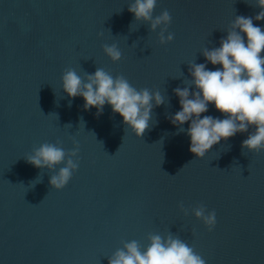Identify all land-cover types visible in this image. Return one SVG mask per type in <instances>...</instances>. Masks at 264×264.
Segmentation results:
<instances>
[{
  "label": "water",
  "instance_id": "water-1",
  "mask_svg": "<svg viewBox=\"0 0 264 264\" xmlns=\"http://www.w3.org/2000/svg\"><path fill=\"white\" fill-rule=\"evenodd\" d=\"M133 2L0 0V264H109L124 242L146 250L150 234L180 238L206 264H264V151L242 148L255 129L198 158L190 122L179 132L170 120L190 64L222 69L203 51L220 47L236 16L264 29L261 9L256 0H157L154 17L169 11L165 36L174 34L161 44L160 29L128 11ZM105 44L118 46L119 62ZM69 68L84 79L97 68L123 75L165 104L139 138L110 105L97 116L69 97ZM204 115L225 118L214 104ZM43 143L79 144L78 170L61 190L50 178L63 164L52 172L26 160ZM200 205L216 213L211 231L194 214Z\"/></svg>",
  "mask_w": 264,
  "mask_h": 264
},
{
  "label": "clouds",
  "instance_id": "clouds-1",
  "mask_svg": "<svg viewBox=\"0 0 264 264\" xmlns=\"http://www.w3.org/2000/svg\"><path fill=\"white\" fill-rule=\"evenodd\" d=\"M157 0H134L128 11L136 21L150 24L155 32L158 28L159 41L167 44L174 39L168 32L172 22L169 11L164 10L154 17ZM261 11L254 17L264 21V0H256ZM102 36L103 33H100ZM245 35L247 37L245 41ZM104 52L115 63L122 59V52L116 44L104 45ZM264 29L254 25L252 17L236 16L226 38L220 41V47L205 48L203 55L208 63L222 65L216 70H209L206 63H192L189 72L192 80L188 87L174 89L179 98L181 110L170 117L171 123L179 132H184V124L190 122L187 134L191 138L190 151L198 158L237 133L255 130L242 142V148L253 152L264 151ZM63 90L69 97H83L85 110L97 109V116L103 113L105 105H110L114 113L123 117L135 135L142 138L150 128L154 107L165 104L159 91L148 88L136 89L123 76H113L103 68H97L94 74L82 78L74 69H66L63 77ZM192 85L195 91H190ZM154 102V103H153ZM214 104L225 118H214L207 113L209 105ZM79 144L73 150L65 152L57 144L43 143L28 155V163L39 169L58 172L50 178L52 188L63 189L78 170ZM195 216L202 220L209 231L216 225L215 211L208 212L200 205L194 209ZM150 244L142 250L141 244L132 240L124 242L123 248L117 249L109 257V264H206L205 260L192 247L171 234L167 238L159 234H150Z\"/></svg>",
  "mask_w": 264,
  "mask_h": 264
}]
</instances>
